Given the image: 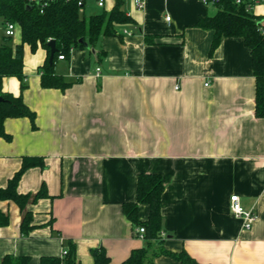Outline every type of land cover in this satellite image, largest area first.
<instances>
[{
	"label": "crops",
	"instance_id": "1",
	"mask_svg": "<svg viewBox=\"0 0 264 264\" xmlns=\"http://www.w3.org/2000/svg\"><path fill=\"white\" fill-rule=\"evenodd\" d=\"M115 2L85 0L83 13L110 11ZM124 9L136 22L120 27L130 35L103 36L100 56L98 48H74L70 58L55 61V72L73 81L66 89L42 86L43 46L34 52L24 45L23 91L18 77L3 79V90L22 94L36 113L37 128L29 117L5 120L11 140L0 137V188L24 157H42L44 166L28 168L18 191L34 194L45 185L48 196L28 204L34 226L28 235L19 205L0 202L10 215L0 226V263L13 254L40 264L71 244L79 264H93L91 250L99 246L112 262L125 261L146 244L123 212L145 172L161 174L165 185L164 249L186 251L204 264H264V118L256 116L250 48L230 36L210 52L215 32L197 22L215 14V4L145 0L138 8L124 0ZM252 11L263 18L264 31V3ZM2 35L0 17V42ZM13 37L22 42L20 26ZM233 194L257 211L251 229L233 214ZM149 212L140 204L142 220ZM154 244L155 251L160 244ZM154 261L180 264L166 254Z\"/></svg>",
	"mask_w": 264,
	"mask_h": 264
},
{
	"label": "trees",
	"instance_id": "2",
	"mask_svg": "<svg viewBox=\"0 0 264 264\" xmlns=\"http://www.w3.org/2000/svg\"><path fill=\"white\" fill-rule=\"evenodd\" d=\"M85 2V0H84ZM254 0H217V11L213 15L200 17L197 26L214 30L210 52L213 53L223 37L239 36L252 54V67L256 77V116L264 118V31L263 18L256 16L249 9ZM84 5L79 0H52L44 7L41 3L29 0H0V17L3 25V35L0 42V137L11 140L4 122L9 117H29L33 128L36 129V113L24 102L22 94L14 95L3 90V79L16 76L21 82L23 91L27 84L24 74V45L29 44L32 51L39 46L48 50V57L42 73V86L66 89L73 81L65 79L55 72V61L60 55L70 58L74 48H98V56L104 53L99 49V42L103 36L113 35L123 38L124 32L120 27L129 23H136L124 9V0H116L114 7L108 11L86 16ZM16 23L22 30V42L13 43V36L6 33V24ZM50 39L56 40L57 51L53 63H50ZM148 42L153 37L146 36ZM100 59V58H99ZM32 166H44L42 157H24L22 167L10 178L6 187L0 188V202L15 201L23 214L21 231L30 234L33 229L32 212L28 204L39 198L48 196L44 186L37 193H20L18 185L24 172ZM165 189L163 177L158 173H140L137 180V196L133 201L123 203V212L135 227L140 225L146 229L144 238L146 244L134 249L130 256L121 263H114L104 246L94 247L91 252L93 264H156L154 256L166 254L172 256L180 264H204L198 262L186 251L178 253L164 249L161 234L164 217L161 210L162 195ZM140 204H148L149 216L146 220L139 217ZM10 223V215L0 208V226ZM154 241L159 249H154ZM30 256L6 254L0 264H29ZM40 264H79L76 247L71 244L66 254L62 256H42Z\"/></svg>",
	"mask_w": 264,
	"mask_h": 264
},
{
	"label": "built area",
	"instance_id": "3",
	"mask_svg": "<svg viewBox=\"0 0 264 264\" xmlns=\"http://www.w3.org/2000/svg\"><path fill=\"white\" fill-rule=\"evenodd\" d=\"M30 2H38V3H41V6L44 7L46 4H48L50 1L52 0H29ZM135 1V5L138 7V8H143L144 7V4H145V0H134ZM205 4H215V2L217 0H202ZM240 1V0H238ZM254 4L258 1H261L264 3V0H254ZM254 4L253 5H250L249 9L252 11L253 10V7H254ZM79 5L83 6L84 5V0H79ZM99 5L100 6H103L104 5V0H99ZM167 19L170 20L171 17L170 16H167ZM17 24L16 23H13V22H8L6 24V33L8 35H11V36H14L15 33H16V28H17ZM124 33L126 34H131L130 31L128 30H124ZM59 59H65L64 55H60L59 56ZM97 70V74L99 75L100 72H101V67H97L96 68ZM230 201H231V210L233 212V214L240 218L242 220V223H243V227L244 229H251L253 224L256 222V220L258 219V213L255 209H247L243 206L242 202H241V198L238 194H233L230 198ZM137 231V234L139 237L141 238H144L145 236V232H146V229L144 226L140 225L137 227L136 229ZM68 252V250H64V254H66Z\"/></svg>",
	"mask_w": 264,
	"mask_h": 264
},
{
	"label": "water",
	"instance_id": "4",
	"mask_svg": "<svg viewBox=\"0 0 264 264\" xmlns=\"http://www.w3.org/2000/svg\"><path fill=\"white\" fill-rule=\"evenodd\" d=\"M51 50H50V63H53L54 61V56H55V53L57 51V47H56V40L55 39H50L49 42H48ZM4 98L2 96H0V102L3 101Z\"/></svg>",
	"mask_w": 264,
	"mask_h": 264
},
{
	"label": "rangeland",
	"instance_id": "5",
	"mask_svg": "<svg viewBox=\"0 0 264 264\" xmlns=\"http://www.w3.org/2000/svg\"><path fill=\"white\" fill-rule=\"evenodd\" d=\"M14 38V37H13Z\"/></svg>",
	"mask_w": 264,
	"mask_h": 264
}]
</instances>
